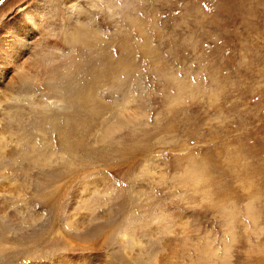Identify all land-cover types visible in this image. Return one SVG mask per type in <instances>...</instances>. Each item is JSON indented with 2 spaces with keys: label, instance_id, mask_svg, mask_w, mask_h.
Returning a JSON list of instances; mask_svg holds the SVG:
<instances>
[{
  "label": "rangeland",
  "instance_id": "1",
  "mask_svg": "<svg viewBox=\"0 0 264 264\" xmlns=\"http://www.w3.org/2000/svg\"><path fill=\"white\" fill-rule=\"evenodd\" d=\"M6 21L0 264H264V0H0Z\"/></svg>",
  "mask_w": 264,
  "mask_h": 264
},
{
  "label": "bare ground",
  "instance_id": "2",
  "mask_svg": "<svg viewBox=\"0 0 264 264\" xmlns=\"http://www.w3.org/2000/svg\"><path fill=\"white\" fill-rule=\"evenodd\" d=\"M77 8V7H76ZM21 13H25L26 15H28L29 16V19H30V21H31V23L33 24V25H36V18L33 16V14L29 11V12H26V9L23 7L22 9H21ZM80 17V16H79ZM39 18H41V15L39 16ZM38 18V19H39ZM42 19H45L43 16H42ZM6 23H7V21L4 23V25H3V27L0 29V32H2L7 26H6ZM7 29V28H6ZM24 49L23 50H20V54L21 55H24ZM25 54H26V52H25ZM1 107V106H0ZM5 110L2 108V109H0V125L3 127V128H9V129H11L10 131H7V130H4V132H13V134H15V131H14V124H12L11 123V121L10 120H14V121H18V122H20V126H21V122L24 120V115H22L21 113H19V112H16V113H9V111H6L9 115H8V117H4V113H2V112H4ZM6 113V114H7ZM19 128V127H18ZM63 132H64V130H62ZM63 132H61V134H64ZM2 137V142H1V148H2V150L1 151H3V152H1L0 151V162L2 161V160H4L5 158H18L19 156V154H17V152H15V151H13L14 149H12V150H8V149H6L7 147H6V145H8L9 144V141L8 142H6L5 143V141H4V139H7V137H3V136H1ZM10 136H8V138H9ZM14 139H15V137H14ZM16 139H19L20 140V137H17ZM66 139V138H65ZM21 140H23L22 138H21ZM14 141V140H13ZM68 141V140H67ZM12 142V141H11ZM24 149H25V147H24ZM27 150H29L30 151V149H27ZM23 151H25V150H23ZM48 153H46L45 152V149H44V147H40V146H35L34 147V149H32V153H28V152H25V154H22L21 156V159L23 160L24 158H26V159H29V160H32L33 162H35V163H40V165L39 166H41V165H46L47 164V162H48V160H49V157H48V155H51V154H48ZM15 155L17 156V157H15ZM24 156H27V157H24ZM7 158V159H8ZM11 158V159H12ZM47 158V159H46ZM15 160V159H14ZM20 160V159H19ZM13 161V160H12ZM31 161V162H32ZM50 161V160H49ZM17 164V163H16ZM36 165V164H35ZM2 166H4V165H2ZM6 166V165H5ZM18 166V165H17ZM5 168H7L6 170L7 171H9V167H5ZM2 169V168H1ZM10 172V171H9ZM12 173V172H11ZM13 174V173H12Z\"/></svg>",
  "mask_w": 264,
  "mask_h": 264
}]
</instances>
